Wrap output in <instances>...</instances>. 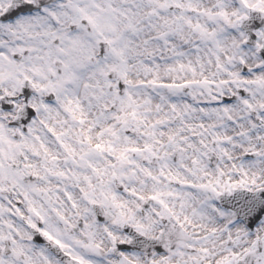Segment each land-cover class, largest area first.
Wrapping results in <instances>:
<instances>
[{"label":"snow or ice","instance_id":"1","mask_svg":"<svg viewBox=\"0 0 264 264\" xmlns=\"http://www.w3.org/2000/svg\"><path fill=\"white\" fill-rule=\"evenodd\" d=\"M0 264H264V0H0Z\"/></svg>","mask_w":264,"mask_h":264}]
</instances>
